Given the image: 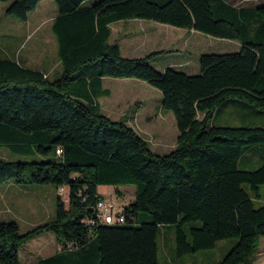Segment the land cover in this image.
Instances as JSON below:
<instances>
[{
  "label": "trees",
  "instance_id": "trees-1",
  "mask_svg": "<svg viewBox=\"0 0 264 264\" xmlns=\"http://www.w3.org/2000/svg\"><path fill=\"white\" fill-rule=\"evenodd\" d=\"M0 1H9L7 14L26 20L41 0ZM86 1L55 0L58 77L0 57V146L36 157H0V185L14 180L59 189L52 218L25 232L16 220H0V264H20L22 247L45 232L73 246L38 264H161L157 236L164 223L174 225L177 258L237 236L215 264H254L264 237V205L254 204L244 183L258 195L264 163L245 169L239 159L245 144L264 141V126L218 125L211 118L233 99L264 108V3ZM130 18L239 39L241 46L201 53L196 74L171 66L159 70L149 59L176 49L129 57L110 40V24ZM105 76L136 77L161 91L162 108L174 113L179 129L172 150L154 152L127 119L102 111L98 98L111 93L103 85ZM100 184L135 186L133 199L122 208L124 223L98 219Z\"/></svg>",
  "mask_w": 264,
  "mask_h": 264
},
{
  "label": "rangeland",
  "instance_id": "rangeland-1",
  "mask_svg": "<svg viewBox=\"0 0 264 264\" xmlns=\"http://www.w3.org/2000/svg\"><path fill=\"white\" fill-rule=\"evenodd\" d=\"M92 1L94 0H87L86 2L90 3ZM228 1L238 6L245 7H256L264 3V0ZM7 4H9V1H0V32L13 33L12 40L19 42L22 40L21 31L18 30V27L13 22V20L18 21L17 23L22 24L24 20H21L11 14L3 12V8ZM258 16V14H255L250 19V25L252 30L254 26L258 24ZM147 20L149 28H151L153 25L158 26L160 23H164L151 19ZM121 28L122 23L114 24V33H116V31L118 29L120 30ZM174 31H176V28H174ZM185 31L186 30L178 32V39L175 41L173 46L171 45L170 47L172 49H175V47H179L180 50L159 52L156 57H152L149 59L150 63L153 64L159 70H164L165 67L171 66L176 69L185 71L189 74H196L200 72L199 56L201 53L226 52L239 49L237 45V41L240 42L239 39L217 37L199 30L195 32V34L191 32V35L186 36V34L188 33H185ZM51 33L54 37V41L56 44V54L55 50L52 48V45H48L46 47L45 60L50 66L56 65L57 59L58 62H60V59L57 54L58 44L52 29ZM0 37V45H2L3 38L1 35ZM12 43L14 44L15 42L12 41ZM12 43H10L9 47H5L4 50L0 46V57L14 56L12 50ZM163 44L165 46H170L172 42ZM7 48H9V51L5 53V51H7ZM151 50V47H149V51L143 53V55L150 53ZM61 70L62 66L60 64L59 72L55 75H50V78L58 77L61 73ZM137 80L140 79L136 77L107 76L105 77L103 84L104 86L109 87L113 91L112 95L114 99L119 97L121 88H126V90L123 91L125 93V97H123V99L121 100V107L125 108L127 106L126 104H129L131 106V108L128 110L130 114L129 119H131L129 120L127 115L126 119L129 120L127 122L133 125L140 132V134H142V136L148 140L149 146L154 152L161 154L167 153L172 150L177 144V135L179 133V129L176 124L175 115L171 110H162L161 91L157 87L151 85L145 80H140L142 82L137 83ZM136 97L138 99L137 102L133 101ZM99 99L102 111L105 114H108L107 104L111 98L107 95L101 96ZM138 109L139 112L137 113V116L132 117ZM110 117L113 119L119 118L114 115H110ZM211 123L218 125L264 126V108H260L254 104H249L244 100H229L216 108L214 115L211 118ZM0 157L11 160H31L33 158H36L32 157V155L26 156L19 153H14L4 145L0 146ZM263 163L264 141L245 144L242 155L239 159V166L245 169H254ZM42 185L43 186H37L42 188L43 194L41 196L43 206L40 205L37 207V214H33L31 208H28L24 214H22L18 219H16L20 224V230L22 232L27 231L28 229L36 225V223L38 222L41 223L44 222L43 220H46L47 218L49 219L48 208L52 197V207H55L56 193L54 192V187L56 190V186L51 184ZM114 186L112 184H100L98 189L100 194L104 198L114 197L116 209H121L126 204H128L130 200L133 199L135 194V186L120 185L121 188L119 190L115 189L116 186ZM244 187L250 192L251 196L253 197L254 204L256 206L264 205V183L260 185L258 195H255L251 191L248 183H244ZM8 194L12 196L14 193L10 190ZM9 205L11 204H7V199L2 198L0 200V206H2L3 210L5 211L4 217H6V214H9L8 217H15L14 215H12V213L18 210V208H16L15 205H12L13 207L10 208ZM44 209L46 210L47 217H43L44 219H41V217L43 216L42 212L44 211ZM54 215L55 211L52 213V217ZM140 215H143V213L140 212ZM43 239L44 237H40L38 239H31L34 244L29 245L36 246L38 245V243L41 244L40 240ZM237 240V236L225 238L220 240L214 248L198 250L196 252L189 253L177 258L175 255L174 225L170 223H164L160 226L159 234L157 236L158 260L161 264H215L228 252V250L237 242ZM53 241L56 243L55 240ZM44 244L48 245L51 248L53 246V243L52 241H50V239L45 240ZM49 252L50 253H48V255L52 254V252H54V249H50ZM20 254L22 256L21 252ZM42 256L47 255L43 254ZM21 262V264L25 263V261L23 260H21ZM254 264H264V237L261 238Z\"/></svg>",
  "mask_w": 264,
  "mask_h": 264
},
{
  "label": "crops",
  "instance_id": "crops-1",
  "mask_svg": "<svg viewBox=\"0 0 264 264\" xmlns=\"http://www.w3.org/2000/svg\"><path fill=\"white\" fill-rule=\"evenodd\" d=\"M54 1L53 0H41L38 3L37 7L29 12L28 18L24 20L23 24L17 23L18 21L13 20V22L18 27V30L21 31V39H22L21 41L17 42L15 40H12L13 33L11 32H0V35L3 38V44L0 46L3 48V50L5 49V47H9L12 41L15 42L14 44L12 43V50H13L14 56H3V57H11L26 66L44 70L49 76L55 75L56 73L59 72V65L61 63L58 62V59H57L56 65H51V66L45 60L46 47L48 45H52V48L55 50V54H56V44L54 41V37L52 36V33H51L52 23L54 21L55 16L58 14V7H57L56 2L54 3ZM7 6L8 4L4 6L3 8V12L5 13H6ZM117 23H122V28L120 30L118 29L116 33H114V24H117ZM171 25L172 24H169V23H160L158 26L153 25L151 28H149L148 20L145 18L119 19L110 24L111 26L110 40L112 39L111 41H116L119 43L121 52L123 55L129 56V57H135V56H142L143 53L148 52L149 47H151L152 49L151 51H156V50H161V49H172L170 47L171 45L173 46L175 41L178 39L179 31L186 30L185 33H188L186 34V36L191 35V32L195 34V32L198 31L194 28H185V27H179L175 25L171 26ZM174 28H176V31H174ZM168 42H172V44H170V46H165L163 44V43H168ZM237 45L240 48L241 42L237 41ZM175 49L180 50L179 47H175ZM8 51H9V48H7V51H5V53H7ZM105 77L103 78V83H104ZM140 80H137L136 82L141 83L142 81ZM125 90L126 88H121L119 97H117L116 99L113 98V95H112L113 91L111 90V93L108 95L111 99L109 100L107 104L108 114L106 115H108L109 117L110 115L119 117L117 119H122V118L126 119V116L128 115V119H129L130 114L128 110L131 108V106L129 104H126L127 106L125 108L121 107V100L123 99V97H125V93L123 91ZM99 98H98V101L100 103ZM137 100L138 99L136 97L134 98L133 101L137 102ZM161 106H162V103H161ZM163 109L164 108H162V110ZM138 112H139V109L136 110V112L134 113L132 117L137 116ZM37 186H43V185L42 184L40 185H37V184L21 185L15 182L14 180H8V181L3 182L0 185V188H1L0 189V200L2 198L7 199V204H11L9 205V207L12 208L13 207L12 205H15L16 208H18V210L12 213V215H14L15 217H8L9 214H6V217H4L5 211L3 210L2 206H0V220H10V219L16 220L22 214H24L28 208H31V211L33 214H37L38 212L37 207L40 205L43 206V203L41 200V196L43 195L42 188L37 187ZM120 188H121L120 185L115 187V189L117 190H119ZM10 190L11 192L14 193L12 196L8 194ZM58 190L59 189L57 187H56V190L54 187V192L56 193V195L58 193ZM52 203H53V197L51 199V202L48 208L49 219L52 218V213L55 211V207L54 208L52 207ZM42 213H43V216L41 217V219L43 217H47L45 209ZM46 220H48V218ZM46 220H43V221H46ZM36 224H39V222ZM40 237L41 238L44 237L43 240H40L41 244L38 243V245L36 246L29 245V244H34L32 240H29L24 245V247H22V249L20 250V252L22 253V256L20 254V264L22 263L21 260L25 261L24 264H38V262L41 259L59 252L58 250L59 247L57 248V245L60 242L57 240L56 235L54 233L45 232L43 234H40L39 236L34 237L33 239H36V238L38 239ZM49 239L53 243L52 248L44 244V241L49 240ZM53 240H55L56 243ZM50 249H54V252L48 255V253H50L49 252ZM43 254L47 256H42Z\"/></svg>",
  "mask_w": 264,
  "mask_h": 264
},
{
  "label": "built area",
  "instance_id": "built-area-1",
  "mask_svg": "<svg viewBox=\"0 0 264 264\" xmlns=\"http://www.w3.org/2000/svg\"><path fill=\"white\" fill-rule=\"evenodd\" d=\"M60 149H58V152ZM96 210H97V217L102 222L108 223V224H114V223H124L125 222V214L121 209H116V205L114 203V198H101L96 203ZM86 222L88 224H92L93 221L91 219H86ZM65 246L68 248H72V244L69 242V244H62L59 243L58 247L60 249H64Z\"/></svg>",
  "mask_w": 264,
  "mask_h": 264
},
{
  "label": "water",
  "instance_id": "water-1",
  "mask_svg": "<svg viewBox=\"0 0 264 264\" xmlns=\"http://www.w3.org/2000/svg\"><path fill=\"white\" fill-rule=\"evenodd\" d=\"M114 198V197H113Z\"/></svg>",
  "mask_w": 264,
  "mask_h": 264
}]
</instances>
